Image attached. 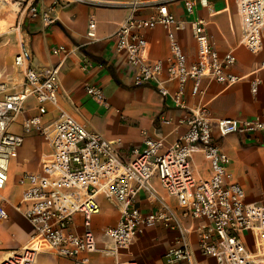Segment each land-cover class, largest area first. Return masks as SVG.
I'll return each mask as SVG.
<instances>
[{
  "label": "built area",
  "instance_id": "built-area-1",
  "mask_svg": "<svg viewBox=\"0 0 264 264\" xmlns=\"http://www.w3.org/2000/svg\"><path fill=\"white\" fill-rule=\"evenodd\" d=\"M173 1L129 0L128 14L112 35L115 51L126 55L134 85L155 83L162 96H171L176 108L187 110L178 120L185 125V131L170 143L164 138L146 136L144 147H134L130 159H126L120 141L106 139L62 109L58 104L60 65L69 53L64 45L53 49L62 61L42 70L33 67L32 52L23 45L13 58V66L23 75L18 89H11L4 80L5 74L0 72V190L6 188L10 163L18 156L26 136L38 134L48 147L41 155L40 171H25L18 178L22 196L14 207L32 226L31 239L12 250L0 264H36L41 252L67 258L74 264H90V255L95 252L119 258L145 226L177 232L173 245L164 254L165 264H198L189 235L192 231L198 234L200 253L212 257L215 264H264V193L262 201H247L244 187L231 178V158L220 145L225 136L237 134L251 137L264 147V114L213 121L207 106L188 107L189 86L191 95L201 96L205 78L230 86L241 77L232 71L237 62L234 49L220 53L214 48L206 23L200 18L190 20L197 57L188 59L177 38L186 20L178 19L170 10ZM183 1L186 13L195 14L196 0ZM69 2L54 0L49 10L40 12L36 0H26V14L21 12L20 19L40 17L49 26L55 21L51 16L54 7ZM200 3L209 7L208 0ZM235 4L240 20L239 44L254 53L261 52L264 0H235ZM157 26L167 30L170 54L152 59L145 32ZM95 28L96 21L91 19L88 36L95 38ZM81 61L86 70L89 59L83 55ZM171 82L177 84L174 92L168 86ZM260 83L256 70L251 79L254 94ZM86 91L97 100L106 99L98 86L89 85ZM30 99L36 102V113L23 118L18 132L15 124ZM48 104L60 110L51 121L45 120ZM196 154L208 163L206 175L195 172ZM154 177L176 199L182 216L191 219L190 226L166 203L149 213L137 206L136 199L142 191L151 199L156 197L151 184ZM100 195L119 211L116 224L102 227V242L93 230V218L102 210ZM7 202L5 198L0 200V222L9 217ZM77 217H81L80 224ZM195 222H199L196 227ZM246 233L251 234L254 251L248 247ZM117 264L138 263L127 260Z\"/></svg>",
  "mask_w": 264,
  "mask_h": 264
},
{
  "label": "crops",
  "instance_id": "crops-1",
  "mask_svg": "<svg viewBox=\"0 0 264 264\" xmlns=\"http://www.w3.org/2000/svg\"><path fill=\"white\" fill-rule=\"evenodd\" d=\"M53 2L54 0H36L40 12L49 10ZM127 2L129 0H83L81 2L71 0L69 3L54 7L51 16L55 21L49 26H45L40 17L20 19L16 28L13 29L16 34L13 42L16 53L23 45L31 50L33 67L38 70L57 66L62 61V56L54 54L53 49L64 45L69 53L60 65L59 106L106 139L120 141L124 157L130 159L131 149L143 148L146 136L164 138L168 143L180 136L186 127L184 124H179L178 120L185 116L187 110L176 108L171 96H162L155 83L135 86L133 72L127 65L126 55L115 51V40L112 35L128 14ZM208 2L209 7H204L200 0H196V11L193 15L186 13L183 0H174L170 3V10L175 16L186 20L185 27L177 32V38L188 59L195 60L197 48L190 20L203 19L210 43L214 48L220 53L234 49L237 62L232 71L241 79L226 86L205 78L202 81L204 93L201 96L191 95L189 86L186 94L188 107L207 106L212 113L213 121L217 118L261 116L264 114V67L262 66L264 42L263 50L257 53L239 44L240 20L235 0H208ZM91 19L96 21L95 38L87 34ZM145 37L152 59L169 56L170 42L164 27L157 26L146 30ZM83 55L90 61L86 70L81 67ZM13 68L12 73H6V70L1 68L0 72L5 74L4 80L14 90L21 86L23 75L14 66ZM256 70L261 83L257 93L254 94L251 90V79ZM16 77L20 79V82H14ZM89 85L100 87L105 95V101L91 97L86 91ZM168 86L170 91L174 92L177 84L171 82ZM47 109L46 121L54 120L59 116L60 110L57 106L48 104ZM35 111L36 102L30 99L24 113L29 112L33 115ZM162 118L171 121L166 123ZM21 122L22 120L15 124V130L18 132L21 131ZM220 145L231 158L229 165L231 178L244 187L247 201H262L263 195L258 198L249 192L252 182L246 174L249 172L247 163L254 161V158L261 159L264 166V147L251 137L237 134L225 136L220 140ZM46 151L48 147L43 138L26 136L18 156L10 163V168L14 163H19L21 169L15 182L19 187L17 191L11 194L13 184L9 180L6 188L0 190V200L2 198L8 200L9 212L8 219L0 222V248L5 249L4 252L21 248L31 239L32 226L14 207L22 196V187L18 184V178L25 171L39 172L41 155ZM195 160V172L198 175H206L208 163L203 156L196 154ZM151 184L156 191V197L151 199L147 192L142 191L136 199V204L142 212L149 213L160 204L166 203L185 222L176 199L167 191L165 192L159 179L154 177ZM98 200L102 210L93 218V230L102 242V227L116 224L119 211L105 196H98ZM12 219L17 224H13ZM77 222L81 223V217H77ZM8 230L12 232L5 233ZM78 230L82 231L83 228L79 226ZM176 235L175 230L161 226H145L130 244L128 253L123 252L119 258H115L95 252L90 255V264H117L118 261L127 260H134L138 264H165L164 254L173 245ZM249 240L251 241V234ZM195 254L198 264L199 262L210 264V260L202 257L196 250ZM36 264L74 263L67 258L41 252Z\"/></svg>",
  "mask_w": 264,
  "mask_h": 264
},
{
  "label": "rangeland",
  "instance_id": "rangeland-1",
  "mask_svg": "<svg viewBox=\"0 0 264 264\" xmlns=\"http://www.w3.org/2000/svg\"><path fill=\"white\" fill-rule=\"evenodd\" d=\"M12 2H16L17 5L14 7ZM25 8H26V0H10V2L6 3L5 7L2 8L0 6V68L5 69L6 73H12L14 71V68L12 66V61L14 58V54L16 53L15 52L16 49L14 47L13 40L15 39L16 34L13 32V29H15L16 25L20 22L21 12H23V10ZM19 80L20 79H17V77H16L14 79V82H20ZM27 115H30V113L26 112V113L20 114L16 124H18V122L20 120H23V118ZM28 136L36 137V138L41 137L35 133L30 134ZM257 158H254L253 159L254 161H249L247 163V167H248L247 170L249 172L246 174V176L252 182V188L249 190V192L251 193L252 196H257L258 198H260V197H262L261 195H263L262 193L264 190V166L261 162V159H257ZM249 163H252V164H249ZM20 169H21V164L14 163L13 165H11V168L9 171V174H10L9 175V182L13 184L12 185L13 187L11 189L12 195L19 188L15 182H16V177H18L17 174L20 171ZM161 186H162V184H161ZM163 189H164V187H163ZM165 192H166V190H165ZM12 202H14V201H12ZM185 220H186L185 221L186 226H190V224L192 223L191 219H185ZM11 221L13 222V224H17V222L14 219H12ZM200 222H204V221L201 220ZM198 223L199 222H195L194 227H196ZM11 232H12V230H8L5 233L9 234ZM189 235H190V239H191V242H192L194 249L202 257L210 260V264H215L214 259L212 257L202 255L200 253L199 247H198V234H197V232L192 231L189 233ZM246 235L249 237V238H246L248 241V247L252 251H254L255 248L253 245L252 237H251V241H250L249 240L250 234L246 233ZM3 250H5V249L0 248V262L3 259H5L4 256H5L6 252H4ZM128 251H129V249L124 250L125 253H128ZM199 263L204 264L202 262H199Z\"/></svg>",
  "mask_w": 264,
  "mask_h": 264
},
{
  "label": "bare ground",
  "instance_id": "bare-ground-1",
  "mask_svg": "<svg viewBox=\"0 0 264 264\" xmlns=\"http://www.w3.org/2000/svg\"><path fill=\"white\" fill-rule=\"evenodd\" d=\"M7 2H10V0H0V6H1L2 8L5 7ZM12 3H13V5H14V7L17 5L16 2H12ZM14 7H13V8H14ZM17 10H18V9H17ZM9 15H10V14H9ZM4 22H5V21H4ZM5 254H6L5 258H7L8 256H10L11 251L6 252Z\"/></svg>",
  "mask_w": 264,
  "mask_h": 264
}]
</instances>
